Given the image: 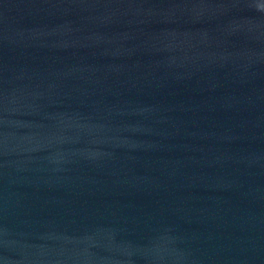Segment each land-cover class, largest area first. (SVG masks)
<instances>
[{
    "label": "water",
    "instance_id": "obj_1",
    "mask_svg": "<svg viewBox=\"0 0 264 264\" xmlns=\"http://www.w3.org/2000/svg\"><path fill=\"white\" fill-rule=\"evenodd\" d=\"M0 264H264V0H0Z\"/></svg>",
    "mask_w": 264,
    "mask_h": 264
}]
</instances>
